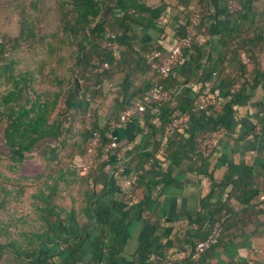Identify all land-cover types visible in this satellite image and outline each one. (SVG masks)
I'll list each match as a JSON object with an SVG mask.
<instances>
[{
  "label": "trees",
  "instance_id": "trees-1",
  "mask_svg": "<svg viewBox=\"0 0 264 264\" xmlns=\"http://www.w3.org/2000/svg\"><path fill=\"white\" fill-rule=\"evenodd\" d=\"M158 1L159 7L155 9L147 5L148 0H16L10 4L18 16L16 33L0 32V147L4 148H0V237L17 244L10 247L16 246L18 252L34 250L55 233L59 224L66 225V236L75 234L72 225L76 219V196L93 209L91 183L95 176L108 167L112 174L116 171L120 147L109 152L108 161L102 162L100 158L111 141L109 135L115 134L119 139L120 128L114 126L119 113L140 102L153 84H161L167 91V85H175L170 76L159 79L146 63L145 55L153 48L141 49L134 40L136 28L149 30L159 22L166 4L165 0ZM198 2L201 8L199 28L209 24V35L218 36L223 53L211 65V57L204 60V52L192 53L191 48L185 49L183 55L190 58L192 75L198 78L205 67H210V76L218 69L222 75L227 72L225 83L231 81L233 69L225 65L227 57L234 52L243 53L246 63H241L234 72L238 89L235 92L228 89L222 94L219 113L209 108L202 112L204 116L194 112L197 97L192 98L191 89L185 87L177 94L170 93L172 100L167 103L154 102L151 108L146 106L141 115L151 149L137 152L127 161L123 158L124 171L111 177L106 192H115L118 176L138 174L150 160L162 159L167 165L166 173L155 181L138 177L139 184L144 187V196L123 212L112 230L114 238L108 236L106 229L109 217L100 215L102 228L93 264L100 261L102 252L108 255V264L116 260L119 248L114 239L117 232L129 225L136 214L145 211L163 188L174 183L175 172L182 165L189 163L190 171L200 169L197 162L203 156V142L212 132L228 130L236 107L248 100V90L264 82V65L260 58L264 55V0ZM224 16L228 21L219 25L217 21ZM184 30L185 27L179 35H183ZM109 34L116 37L117 53L108 46ZM103 63H108L109 69L99 71L98 66ZM130 63H134V69L129 68ZM120 68L124 73L120 83L122 100L112 118L100 126L91 115V108L102 97V84L116 71H121ZM141 69L150 74L142 85L134 87L132 75ZM185 114L195 123L190 131L183 129L188 137L181 135L175 141L172 136L164 140L165 129L172 120ZM139 117H134L131 123L139 126ZM94 134L99 138L90 152ZM162 145L163 156L159 153ZM40 146L48 149L43 154L38 153ZM234 170L245 176L239 174L233 180L234 173H229L219 183H212L202 205L205 213L194 221L200 224L205 219L197 229L198 239L192 251L216 224L219 236L198 261L192 260L190 253L193 263L200 262L208 252L238 235L229 233V228L239 213L228 204L209 202L217 189L232 184L239 194L237 199L248 206V210L249 207L254 209L257 197L264 194V181L255 186L256 182L248 179V176L253 178L252 170L244 166ZM254 214L264 216V210L255 209ZM27 237L32 242L29 246L18 245L19 239Z\"/></svg>",
  "mask_w": 264,
  "mask_h": 264
},
{
  "label": "crops",
  "instance_id": "crops-1",
  "mask_svg": "<svg viewBox=\"0 0 264 264\" xmlns=\"http://www.w3.org/2000/svg\"><path fill=\"white\" fill-rule=\"evenodd\" d=\"M165 4L166 7L154 28L144 31L140 28L134 30V40L139 48L158 49L166 55L184 29L186 22H189L195 0H165ZM147 5L155 9L159 7V1L148 0ZM227 21L228 18L224 16L217 22L219 25H224ZM208 28L209 24L206 23L197 30L191 52L195 53L197 50L204 52V60L210 56L211 65H214L223 53V47L218 36L209 35ZM189 59L188 55L183 57L177 68L175 85L169 84L166 87L169 93L177 94L185 87L191 89L192 98H196L202 92L221 98L226 90L237 83L234 81V72H237L241 63H246L243 53L230 54L225 65L229 64L233 72L230 74L231 81L225 83L227 72L222 75L217 69L210 76V67H205L203 74L196 78L192 75ZM129 66L131 69L135 68L134 63H130ZM119 70L121 71H116L110 80L102 84V97L94 102L91 108V115L95 116L100 126L105 125L112 118L114 110L122 100L120 83L124 73L122 68ZM149 74L150 72L143 69L134 72L132 85L134 87L142 85ZM247 94L248 100L236 107L235 114L229 123L230 127L225 130L217 149L208 156L203 154L199 157L197 166L200 169L197 172L190 171L189 163L182 165V168L175 172L174 183L163 188L156 200L145 211L136 214L129 225L117 232L114 244L119 249L116 260H111L109 264H264L262 256L264 216L254 214L255 209L257 210L255 205L254 209L249 207L248 210V206L240 203L237 199L239 194L232 184H228L224 189H217L209 202L212 205L228 204L227 206L239 213V217H235L237 219L229 228V233L235 232L238 234L237 237L222 247L208 252L198 263H193L189 259L192 245L198 239L196 238L197 229L205 219L200 224L194 221L205 213L202 205L210 193L212 183H219L229 173H234L233 180H236L239 174L244 177L245 175L240 171L234 170L240 166L253 171V178L248 176V179L255 181V186L264 181V82L249 89ZM198 114L204 116L202 113ZM142 117L143 115L139 117V126L130 123L126 128L119 129V147L125 160L132 159L137 152H146L151 149L148 146L149 137ZM194 124L189 118L184 129L188 128L187 130L190 131ZM256 127L260 130L256 131ZM184 133L183 130L175 131L173 139L177 141L181 135L183 138L188 137V132ZM158 137H161V134ZM0 148L3 149V146ZM47 149V146H40L37 152L43 154ZM156 162L150 161L139 169L138 174L118 176L115 192H106L107 183L113 174L110 167L105 168L95 176L94 183H91L93 209L88 208V204L82 203L81 198L76 196L74 202L76 219L72 225L74 235L66 236L64 232L66 225L59 224L48 240L40 242L34 250L30 249L25 253L18 252L16 246L10 247L13 244L12 241L1 236L0 264H74L77 262L93 264L102 228L100 215L109 217L106 229L108 236L111 239L114 238L112 230L123 212L144 196V187L139 184L140 178L155 181L165 175L167 165L163 164L162 159H157ZM80 236L81 239H79ZM31 243L28 237L18 241V245L21 246L22 244L29 246ZM100 256L97 264H108V255L102 252Z\"/></svg>",
  "mask_w": 264,
  "mask_h": 264
},
{
  "label": "built area",
  "instance_id": "built-area-1",
  "mask_svg": "<svg viewBox=\"0 0 264 264\" xmlns=\"http://www.w3.org/2000/svg\"><path fill=\"white\" fill-rule=\"evenodd\" d=\"M199 0H195V4L192 9V13L189 19L188 24L185 26V30L183 31V35L177 36L174 45L171 47L169 52L166 55L158 49H153L150 52L146 53V63L150 66V68L158 75L159 79L170 76L175 79L177 76V68L183 60V51L185 49H189L192 47L194 43V38L197 35V30L199 29L201 23V8L199 5ZM110 41L108 42V46L117 53L118 50V42L115 40L114 34H109ZM1 42V41H0ZM109 69L108 63H103L98 66V70H106ZM239 84L235 83L231 88V92H235L238 89ZM172 100L171 94L163 88L161 84H153L146 95H144L143 99L137 104L121 111L118 115L117 122L114 123L116 128H126L129 125L133 118L136 116H140L142 113L146 111V106L151 108L154 102H162L167 103ZM209 108L212 109L214 113H219L221 111V104L218 96L212 95L209 93H200L194 101V112L202 113L207 111ZM189 115H180L172 120L170 126L165 129L164 132V140L172 137L175 131H180L185 128L189 120ZM256 131H259L260 128L256 127ZM225 130H218L212 132L210 137L207 138L202 144L203 154L205 156L213 153L220 144L221 139L225 134ZM99 136L94 134L93 140L89 145V151H93L95 146L97 145ZM109 139L111 140L107 148L105 149L104 154L101 156L100 161H108L109 160V152L111 150H115L119 148V139L115 134H110ZM160 155H165L164 146L159 150ZM116 171L113 175L117 176L123 173V152L119 151L116 155ZM152 161V160H150ZM255 205L257 209L264 210V194H260L256 201ZM218 224L212 229L211 233L202 241L198 242L194 247L191 259L194 261H198L202 254L208 250L212 245H214L218 239L219 233L217 230ZM263 261H264V252H262ZM74 264H84L81 262H77Z\"/></svg>",
  "mask_w": 264,
  "mask_h": 264
},
{
  "label": "rangeland",
  "instance_id": "rangeland-1",
  "mask_svg": "<svg viewBox=\"0 0 264 264\" xmlns=\"http://www.w3.org/2000/svg\"><path fill=\"white\" fill-rule=\"evenodd\" d=\"M15 2L16 0H0V32L1 33L7 30L11 31L10 33L12 34L16 33L18 16L17 13L13 11V6L10 5V4H14ZM260 58L262 59V63L264 65V55H262Z\"/></svg>",
  "mask_w": 264,
  "mask_h": 264
}]
</instances>
